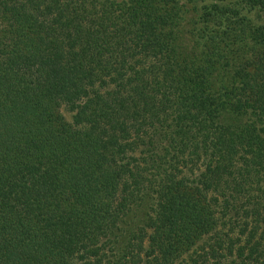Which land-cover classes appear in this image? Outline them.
Segmentation results:
<instances>
[{"label":"trees","instance_id":"obj_1","mask_svg":"<svg viewBox=\"0 0 264 264\" xmlns=\"http://www.w3.org/2000/svg\"><path fill=\"white\" fill-rule=\"evenodd\" d=\"M0 264H264V0H0Z\"/></svg>","mask_w":264,"mask_h":264},{"label":"rangeland","instance_id":"obj_2","mask_svg":"<svg viewBox=\"0 0 264 264\" xmlns=\"http://www.w3.org/2000/svg\"><path fill=\"white\" fill-rule=\"evenodd\" d=\"M64 116H65V118L67 119V120H69V118H70V115L69 114H67L66 112H64V113H62Z\"/></svg>","mask_w":264,"mask_h":264}]
</instances>
